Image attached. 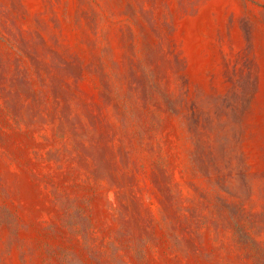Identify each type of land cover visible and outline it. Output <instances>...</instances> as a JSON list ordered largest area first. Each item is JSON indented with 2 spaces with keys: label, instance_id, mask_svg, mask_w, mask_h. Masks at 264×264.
<instances>
[{
  "label": "rangeland",
  "instance_id": "1",
  "mask_svg": "<svg viewBox=\"0 0 264 264\" xmlns=\"http://www.w3.org/2000/svg\"><path fill=\"white\" fill-rule=\"evenodd\" d=\"M0 264H264V0H0Z\"/></svg>",
  "mask_w": 264,
  "mask_h": 264
}]
</instances>
